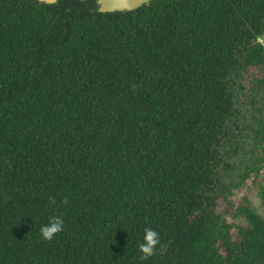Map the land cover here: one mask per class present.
Segmentation results:
<instances>
[{"label": "trees", "instance_id": "trees-1", "mask_svg": "<svg viewBox=\"0 0 264 264\" xmlns=\"http://www.w3.org/2000/svg\"><path fill=\"white\" fill-rule=\"evenodd\" d=\"M98 8L0 0V264H264V215L244 198L229 223L214 196L264 0Z\"/></svg>", "mask_w": 264, "mask_h": 264}, {"label": "rangeland", "instance_id": "rangeland-1", "mask_svg": "<svg viewBox=\"0 0 264 264\" xmlns=\"http://www.w3.org/2000/svg\"><path fill=\"white\" fill-rule=\"evenodd\" d=\"M261 77L264 70L250 65L237 80L238 115L217 167L216 211L229 223L244 221L235 212L244 198L264 215V139L256 133L258 119L264 116V83H257Z\"/></svg>", "mask_w": 264, "mask_h": 264}, {"label": "clouds", "instance_id": "clouds-1", "mask_svg": "<svg viewBox=\"0 0 264 264\" xmlns=\"http://www.w3.org/2000/svg\"><path fill=\"white\" fill-rule=\"evenodd\" d=\"M48 204L49 206H55V198L49 197ZM64 225L65 221L61 215H51L44 224L40 225V237L45 241H51L64 230ZM159 242L158 232L151 227H145L143 229L142 240L137 245L138 251L141 253L139 259L143 261L153 256Z\"/></svg>", "mask_w": 264, "mask_h": 264}, {"label": "water", "instance_id": "water-1", "mask_svg": "<svg viewBox=\"0 0 264 264\" xmlns=\"http://www.w3.org/2000/svg\"><path fill=\"white\" fill-rule=\"evenodd\" d=\"M40 2L55 4L59 0H38ZM153 0H96L100 12L130 11Z\"/></svg>", "mask_w": 264, "mask_h": 264}, {"label": "built area", "instance_id": "built-area-1", "mask_svg": "<svg viewBox=\"0 0 264 264\" xmlns=\"http://www.w3.org/2000/svg\"><path fill=\"white\" fill-rule=\"evenodd\" d=\"M259 40H260L259 42L262 43V45L264 46V41H263V39H260V38H259Z\"/></svg>", "mask_w": 264, "mask_h": 264}]
</instances>
